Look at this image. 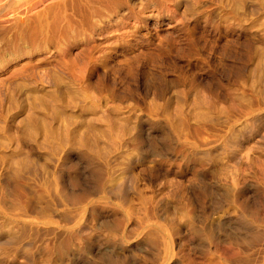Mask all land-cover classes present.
<instances>
[{
	"label": "rangeland",
	"instance_id": "rangeland-1",
	"mask_svg": "<svg viewBox=\"0 0 264 264\" xmlns=\"http://www.w3.org/2000/svg\"><path fill=\"white\" fill-rule=\"evenodd\" d=\"M47 5L0 22V264H264V0Z\"/></svg>",
	"mask_w": 264,
	"mask_h": 264
},
{
	"label": "bare ground",
	"instance_id": "bare-ground-1",
	"mask_svg": "<svg viewBox=\"0 0 264 264\" xmlns=\"http://www.w3.org/2000/svg\"><path fill=\"white\" fill-rule=\"evenodd\" d=\"M49 1L50 0H0V22L5 23L15 20L14 26L18 27L25 25L31 18L42 20L53 8V5H47L45 8H41L45 2ZM63 2L70 5H75L79 3V0H63ZM10 30L11 28L7 26L0 27V34H7ZM258 97V105L259 103L264 105V91H262ZM253 133L256 134L255 137L260 135L258 126L255 125L253 127ZM127 183H129V180L126 177L124 182L108 185L105 187V189L106 191L117 190L121 187H125ZM8 195L14 202L19 200V193L16 191L9 190ZM73 199H77V197H73Z\"/></svg>",
	"mask_w": 264,
	"mask_h": 264
}]
</instances>
